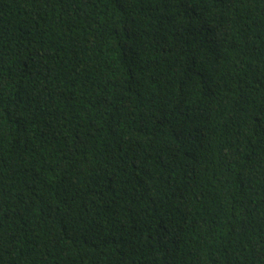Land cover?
<instances>
[{
    "label": "trees",
    "instance_id": "1",
    "mask_svg": "<svg viewBox=\"0 0 264 264\" xmlns=\"http://www.w3.org/2000/svg\"><path fill=\"white\" fill-rule=\"evenodd\" d=\"M0 264H264V0H0Z\"/></svg>",
    "mask_w": 264,
    "mask_h": 264
}]
</instances>
